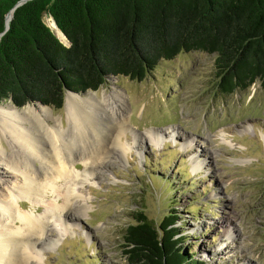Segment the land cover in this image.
<instances>
[{
  "label": "rangeland",
  "instance_id": "obj_1",
  "mask_svg": "<svg viewBox=\"0 0 264 264\" xmlns=\"http://www.w3.org/2000/svg\"><path fill=\"white\" fill-rule=\"evenodd\" d=\"M44 21L50 26L52 18ZM213 58L202 51L181 52L161 59L142 80L109 75L96 90H68L59 109L37 102L16 107L19 116L43 123L33 133L46 141L47 127L67 128V97L76 107L87 105L98 119L112 116L125 128L112 136L120 138L125 152L108 153L105 163L75 182L74 193L89 205L84 213L75 204L69 219L43 207L33 212L47 225L44 236L25 241L17 236L32 246L28 264H128L122 235L135 213L142 211L158 225L171 209L185 238L180 245L203 264H264V87L257 80L248 89L221 94ZM87 92L94 97L89 103L83 101ZM149 129L164 132L163 144L150 140ZM11 143L0 135L6 158H13ZM193 161L200 166L193 167ZM1 163L0 187L7 194L4 184L17 175ZM47 198L50 202L52 196ZM27 204L20 199L23 208ZM16 227L21 233L18 223L7 231ZM6 250L11 253V247L0 253Z\"/></svg>",
  "mask_w": 264,
  "mask_h": 264
},
{
  "label": "trees",
  "instance_id": "obj_2",
  "mask_svg": "<svg viewBox=\"0 0 264 264\" xmlns=\"http://www.w3.org/2000/svg\"><path fill=\"white\" fill-rule=\"evenodd\" d=\"M0 0V103L63 105L109 75L142 80L181 52L213 54L215 87H264V0ZM51 17L69 45L45 23ZM176 210L155 225L142 211L122 235L128 264H203L180 245Z\"/></svg>",
  "mask_w": 264,
  "mask_h": 264
},
{
  "label": "bare ground",
  "instance_id": "obj_3",
  "mask_svg": "<svg viewBox=\"0 0 264 264\" xmlns=\"http://www.w3.org/2000/svg\"><path fill=\"white\" fill-rule=\"evenodd\" d=\"M50 27L60 39L66 42L53 20L50 22ZM87 93L90 96L83 98L85 103H89L91 101L89 99L94 98L92 92ZM65 105L67 128L60 127L62 130H59L47 127L48 129L44 131L46 141L45 138H39L33 133L37 123L42 127L41 121L35 120L34 122L25 119L18 115L16 107L10 104H0V135L8 142H12L15 148L12 152L13 158L4 157L0 150V164L4 162L6 166L13 169L15 173L13 176L17 175L11 178V182H7V185L4 184L8 189H6L7 194L0 187V250L4 247H11V253L7 250L0 253V264H28L30 257L28 253L32 246L23 245L21 239L25 241V239L32 238L33 240L36 236L46 235L47 225L41 216L34 217L33 212L43 207L46 213L53 212L61 218L63 216L69 219L72 215L71 208H74L75 204L80 208V212L84 213L89 205L85 198L82 201L74 193V189L77 188L75 182L81 183L86 179V173H92L93 167L105 163L108 153L115 149L121 154L125 152L120 138L112 137L113 132L120 136L125 130L121 124L117 125L119 120H115L112 116H109L108 120L98 119L89 112L87 105L76 107L77 104L70 97L66 98ZM42 108L45 109V106ZM27 123H31L33 128L28 127ZM170 133L176 139L177 132L172 130ZM146 134L155 144L161 145L165 140L164 132L157 129L146 130ZM190 147L192 149L193 145ZM76 157L79 159L76 160ZM79 161L82 162L81 168L84 169L81 174H77V170H80V166H77ZM192 164L195 168L200 166L199 162L193 161ZM75 177L78 178L77 181L74 180ZM47 196H52L50 202ZM22 198L30 204L26 207L29 209L20 205ZM57 201H61V204L54 207L53 204ZM15 223L20 225L21 233L18 227L16 230L7 231L8 227ZM3 233L6 234V241L2 240L4 239ZM18 235L21 239L17 237Z\"/></svg>",
  "mask_w": 264,
  "mask_h": 264
},
{
  "label": "water",
  "instance_id": "obj_4",
  "mask_svg": "<svg viewBox=\"0 0 264 264\" xmlns=\"http://www.w3.org/2000/svg\"><path fill=\"white\" fill-rule=\"evenodd\" d=\"M25 1H27V0H19L16 4H15V6L7 13V15L8 14H10V19H11V17H12V12H13V10H14V8H16L17 6H19L20 4H22V3H24ZM6 15V16H7ZM53 20V19H52ZM53 22L55 23V21L53 20ZM55 25H56V23H55ZM50 27V26H49ZM8 28V23L6 24V19H5V30ZM50 29L52 30V28L50 27ZM53 31V30H52ZM53 33L57 36V34L53 31ZM62 33V32H61ZM63 34V33H62ZM64 36V35H63ZM58 37V36H57ZM65 37V36H64ZM59 38V37H58ZM66 39V38H65ZM59 40L60 41H62L64 44H67V45H69V41H67L66 40V42L65 41H63L62 39H60L59 38ZM37 103H39L40 105H43V104H41L40 102H37ZM1 104V103H0ZM11 106H14L13 104H11ZM16 107V106H15Z\"/></svg>",
  "mask_w": 264,
  "mask_h": 264
}]
</instances>
